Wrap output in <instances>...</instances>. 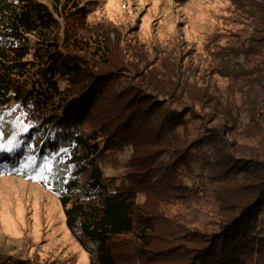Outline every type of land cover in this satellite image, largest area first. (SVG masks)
<instances>
[{
  "label": "trees",
  "instance_id": "16d2710c",
  "mask_svg": "<svg viewBox=\"0 0 264 264\" xmlns=\"http://www.w3.org/2000/svg\"><path fill=\"white\" fill-rule=\"evenodd\" d=\"M238 10L246 69L210 66L213 87L175 58L118 51L79 0H0V110L25 123L1 167L25 148L59 156L48 187L89 264H264V0ZM121 147L113 186L98 161ZM190 209L205 215L193 223Z\"/></svg>",
  "mask_w": 264,
  "mask_h": 264
},
{
  "label": "rangeland",
  "instance_id": "374dc122",
  "mask_svg": "<svg viewBox=\"0 0 264 264\" xmlns=\"http://www.w3.org/2000/svg\"><path fill=\"white\" fill-rule=\"evenodd\" d=\"M79 1L90 12V23L113 29L111 35L118 51L126 45L132 46L147 55L139 53L142 59H148L149 63L154 59L165 66L171 62L168 58H175L182 63L184 72L190 69L196 78L203 76L213 87H221L223 82L221 85L218 77L209 76L210 66L227 67L229 72L246 69L243 55L232 54L247 36L238 10L243 0ZM68 29L73 38L87 41L93 51L103 49L95 38L87 39L77 24ZM236 34L240 35L239 39ZM132 56L135 57L128 53L123 58L129 60ZM240 90L234 98L243 102V92L248 91V86ZM246 121L240 115L242 127ZM23 125L12 113L0 110V146L4 148L0 151L3 157L0 160V264H89L88 252L66 228L57 195L48 187L52 172L48 167L52 169L59 156H38L30 152L32 148H25L12 167H1L5 159L12 157L11 149L23 142L19 135L25 128ZM129 155V148L121 147L105 153L98 161L113 186L122 185ZM176 211L171 208L169 212ZM180 215L198 223L205 212L190 209Z\"/></svg>",
  "mask_w": 264,
  "mask_h": 264
},
{
  "label": "snow or ice",
  "instance_id": "6c2138e0",
  "mask_svg": "<svg viewBox=\"0 0 264 264\" xmlns=\"http://www.w3.org/2000/svg\"><path fill=\"white\" fill-rule=\"evenodd\" d=\"M3 150H4L3 146H0V151H3ZM51 170H52L51 167H48V171H51Z\"/></svg>",
  "mask_w": 264,
  "mask_h": 264
}]
</instances>
